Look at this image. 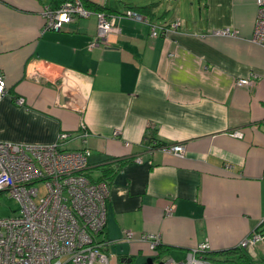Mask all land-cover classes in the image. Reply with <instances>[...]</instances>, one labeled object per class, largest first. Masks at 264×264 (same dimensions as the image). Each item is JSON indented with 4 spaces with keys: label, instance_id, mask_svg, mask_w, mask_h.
I'll return each mask as SVG.
<instances>
[{
    "label": "crops",
    "instance_id": "obj_1",
    "mask_svg": "<svg viewBox=\"0 0 264 264\" xmlns=\"http://www.w3.org/2000/svg\"><path fill=\"white\" fill-rule=\"evenodd\" d=\"M85 1L109 15L151 5L152 23L181 26L154 38L149 25L124 18L92 46L98 12L54 31L47 0H0V141L48 145L65 132L63 150L91 151L88 177L110 190L97 240L110 242L111 264L183 261L200 244L216 253L264 234L256 0ZM225 28L236 35H213ZM179 144L182 155L163 149ZM107 167L116 169L103 176ZM127 231L134 240L125 241ZM144 235L160 240L156 253ZM248 253L264 264V242Z\"/></svg>",
    "mask_w": 264,
    "mask_h": 264
},
{
    "label": "built area",
    "instance_id": "obj_2",
    "mask_svg": "<svg viewBox=\"0 0 264 264\" xmlns=\"http://www.w3.org/2000/svg\"><path fill=\"white\" fill-rule=\"evenodd\" d=\"M256 5L253 42L264 47V0H256ZM92 14L82 0L68 1L57 10L49 5L43 9L46 28L54 31H61L75 19ZM97 16V40L92 46L117 34L116 23L124 18L149 25L154 38L166 36L171 29L181 26L180 22L169 26L152 23L134 10L117 15L98 12ZM213 35L235 36L236 32L225 28ZM236 84L248 86L251 79H239ZM6 87L5 79L0 77V100ZM17 104L24 105L25 100L18 98ZM68 138L69 134L63 132L55 143L48 145L0 141V193H9L20 204L17 216L0 218V264H111L109 255L104 252L110 242L97 240L106 227L109 185L104 181L94 182L87 176L90 150L62 149ZM163 149L176 155L185 152L181 144ZM38 182H43L47 188L46 195L39 201L36 200ZM172 210L173 207H168L167 214ZM132 240L133 233L127 231L125 241ZM142 240L150 242L151 251L156 253L159 239L150 241V237L144 235ZM261 242L264 236L255 231L239 247L252 251ZM209 250L210 246L203 243L191 250L183 261L166 259L162 264H211L203 258Z\"/></svg>",
    "mask_w": 264,
    "mask_h": 264
},
{
    "label": "trees",
    "instance_id": "obj_3",
    "mask_svg": "<svg viewBox=\"0 0 264 264\" xmlns=\"http://www.w3.org/2000/svg\"><path fill=\"white\" fill-rule=\"evenodd\" d=\"M47 1L49 3L48 5L53 10H57L64 3L71 1V0H47ZM82 1H83L84 6L88 8L89 10H92L94 12H104L108 14L105 7H100V6L91 4L85 0H82ZM151 9H152V6L149 5V6L138 7V8L136 7L132 10L147 17ZM115 169L116 168H112V167L103 168V172L105 173L103 176H106L107 172H114ZM257 232L261 233L264 236V234L262 233V231H260V229H258ZM157 252H158V257L164 254V251H160L159 248L157 249ZM203 258L208 260L211 264H256L253 258L251 257V255L248 253V250L243 247H239V246L234 249H228V250L220 251L216 253L212 251H208L203 254Z\"/></svg>",
    "mask_w": 264,
    "mask_h": 264
},
{
    "label": "rangeland",
    "instance_id": "obj_4",
    "mask_svg": "<svg viewBox=\"0 0 264 264\" xmlns=\"http://www.w3.org/2000/svg\"><path fill=\"white\" fill-rule=\"evenodd\" d=\"M36 187L39 188V196L36 198L39 201L43 196L46 195L47 188L43 182L36 183ZM20 204L12 197L9 193L3 192L0 194V218L14 217L19 214ZM149 259L144 258L143 264H147ZM163 263V262H162ZM156 262V264H162Z\"/></svg>",
    "mask_w": 264,
    "mask_h": 264
},
{
    "label": "water",
    "instance_id": "obj_5",
    "mask_svg": "<svg viewBox=\"0 0 264 264\" xmlns=\"http://www.w3.org/2000/svg\"><path fill=\"white\" fill-rule=\"evenodd\" d=\"M148 264H152V263L149 262Z\"/></svg>",
    "mask_w": 264,
    "mask_h": 264
}]
</instances>
